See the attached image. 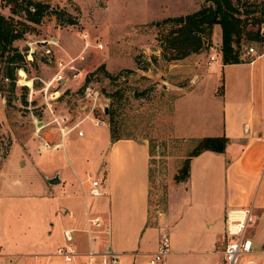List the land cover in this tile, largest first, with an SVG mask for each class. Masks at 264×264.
Here are the masks:
<instances>
[{
	"label": "rangeland",
	"instance_id": "1",
	"mask_svg": "<svg viewBox=\"0 0 264 264\" xmlns=\"http://www.w3.org/2000/svg\"><path fill=\"white\" fill-rule=\"evenodd\" d=\"M40 1L52 8H63L75 17L76 25L59 27L51 14L33 24L20 9L11 13L0 0V14L11 17L15 28L25 31L20 40L12 43L23 55L25 72L19 78L15 71L12 85L3 77L4 64H0V248L9 254L54 252L58 243L56 228L50 238L43 233L49 224L55 225L57 201L45 190L42 171L49 167L61 170L62 179L66 176L68 180V190L64 188L61 193L78 195L64 156L79 177L84 178L88 171L95 174L97 166L85 167L83 159L90 155L99 158L105 153L94 139L109 124L116 137L142 139L148 145L152 222L168 184L196 141L217 135L222 125L219 27L213 26L209 39L205 32L200 33L201 47L196 53L182 55L165 42L169 25L156 24L164 18L183 15L175 12L191 11L203 4L200 0H189L177 11L170 9L169 3L176 4L178 0ZM233 3L245 30L258 31L264 38V20L258 21L264 15V0ZM83 38L89 43L84 50ZM98 44L100 49L96 48ZM239 46L242 60L250 57L248 48L254 54L264 52V43L248 41L244 36H240ZM66 56L77 59L66 67L65 82L52 83L45 89L41 81L48 82L57 63L65 62ZM99 66L111 75L125 73L117 81L108 80L97 71ZM92 106L90 118L104 121L107 126L95 128L88 119L83 120ZM79 121L84 122L61 140L60 127ZM78 130L81 137L76 135ZM61 143L62 147L53 151ZM44 144L49 148L45 149ZM263 172L264 169L257 187ZM229 179L232 183L230 176ZM93 200H86L88 207ZM252 215L253 223L247 226L245 237L257 251L264 248V217L254 211ZM3 243L6 248H2ZM261 257L244 255L237 264L259 261ZM32 260L23 258L17 262L33 264ZM53 260L47 264L58 262ZM34 264H42V259Z\"/></svg>",
	"mask_w": 264,
	"mask_h": 264
},
{
	"label": "crops",
	"instance_id": "2",
	"mask_svg": "<svg viewBox=\"0 0 264 264\" xmlns=\"http://www.w3.org/2000/svg\"><path fill=\"white\" fill-rule=\"evenodd\" d=\"M188 2L178 0L176 4L169 3V7L177 11ZM199 6L191 11L175 12V15L192 12ZM220 69L223 75L222 125L212 137H225V149L222 153L204 151L189 159L187 178L174 182L172 177L154 222L149 214V148L142 139L110 141L107 127L103 134L95 137L96 144L105 148V153L99 158L90 155L83 159V164L97 166L95 174L88 171V175L97 180V176L100 177L103 195L94 198L90 207L83 198L87 175L79 177L65 156L66 166L77 183L78 195L61 193L64 188L68 190V180L66 176L62 179L61 170L49 167L42 171L44 188L57 201L55 225L49 224L43 233L50 238L56 228L55 249L62 244L63 230L83 228L87 206L89 213L99 215L107 227L93 248L125 254L121 264H143L145 254L155 249L161 231L167 233L170 249L164 264H225L220 252L226 242L223 235L226 213L251 206L252 213L264 217V172L257 187L264 169V52L253 54L240 64L221 65ZM55 172H58L59 183L52 186L47 179ZM73 243L78 253L85 251V240L80 232L73 234ZM2 245L6 248L4 243ZM0 252H3L1 248ZM3 253L13 261L11 264H18L23 258H32L33 264L37 259H42V264L57 259L45 258L51 252ZM57 260L55 264H84L82 256L70 263Z\"/></svg>",
	"mask_w": 264,
	"mask_h": 264
},
{
	"label": "trees",
	"instance_id": "3",
	"mask_svg": "<svg viewBox=\"0 0 264 264\" xmlns=\"http://www.w3.org/2000/svg\"><path fill=\"white\" fill-rule=\"evenodd\" d=\"M8 6L11 13L17 9L24 12L25 18L33 24H39L43 16L51 14L54 17L55 24L59 27L74 26L76 19L73 15L63 8H52L47 2L40 0H2ZM238 9L233 0H203V4L198 9L175 17H167L160 23L170 27L165 35V42L172 51H178L180 54L194 52L196 53L201 47L200 33H206L209 39L213 26L220 29V61L221 65L240 64L242 60L239 54L240 36L246 40L264 43L258 31L251 32L245 30V24L242 26L241 18L236 14ZM264 20V15L261 20ZM16 24V23H15ZM11 17H4L0 14V64H4L3 77L12 85L15 81V71L19 78L25 72L23 67V55L12 46L16 40H20L25 33L23 29L15 28ZM103 77L108 80L117 81L125 72L115 75L107 73L103 66L98 70ZM25 90V88H22ZM222 90V88H221ZM25 103V102H23ZM109 113L107 112V115ZM108 134L110 141H116L113 127L109 124ZM227 144V139L220 137H204L196 141V145L189 152L187 158L182 162L178 172L173 176L174 182L185 180L188 175L189 159L199 155L204 151L222 153Z\"/></svg>",
	"mask_w": 264,
	"mask_h": 264
},
{
	"label": "built area",
	"instance_id": "4",
	"mask_svg": "<svg viewBox=\"0 0 264 264\" xmlns=\"http://www.w3.org/2000/svg\"><path fill=\"white\" fill-rule=\"evenodd\" d=\"M83 39L84 50L89 47V43L87 40H85V38ZM52 41L54 40L52 39ZM50 43L52 44V42ZM52 45L56 46V43L54 42ZM96 48L100 49L101 46L98 44ZM247 54L251 56L254 54V52L251 48H248ZM66 57L67 60L65 62L59 61L57 63V70L48 82H43L40 80L41 83L46 87L45 89L51 86L52 83L59 85L65 82L64 71L66 67L77 59L70 58L68 56ZM213 59L214 57L210 56V60L213 61ZM86 86L87 85L83 86V88L85 89ZM92 109L93 106L88 110L83 120L88 119L90 122H92V125L94 127L107 126V123H105L104 121H97L90 118ZM53 121L55 122L56 119L54 118ZM82 122L84 121L76 122L70 127H60L61 140L65 139V137L70 132L76 130V128H78ZM76 135L77 137L82 136L80 130L76 132ZM44 146L45 149L49 148L48 144H44ZM61 147L62 143L60 145L54 146L53 151H57ZM85 183L87 184V187L83 189L84 200H87L88 198H98L103 195L102 184L99 180L94 179L91 175H87ZM252 223L253 215L251 206L243 209L231 210L226 213L225 228L223 233L226 242L220 252L225 264H237L241 256L251 254H259L261 256L263 255V257H261L259 261L247 260L244 262V264H264V248L254 251L252 249L251 240L245 237V230L247 226ZM106 231L107 227L104 225L102 218L99 215L89 213L86 206L83 228L78 231L63 230L61 233L62 244L58 246L52 254L46 255L45 258L48 259L54 257L64 263H70L74 260V258L82 256L84 259V264H121V258H124L126 256L125 254L118 255L106 250L105 248H102L101 250H96L93 248V245L98 241L99 235L105 234ZM76 232H80L81 234H83L85 240L86 249L82 254L78 253L73 243V234ZM169 253L170 249L168 235L165 231H161L158 234L155 249L152 252L145 254L143 264H164L165 259L169 255ZM130 256H133V254H130ZM33 258H36V256H33ZM9 261L10 258H8V256L0 253V264H7V262Z\"/></svg>",
	"mask_w": 264,
	"mask_h": 264
},
{
	"label": "water",
	"instance_id": "5",
	"mask_svg": "<svg viewBox=\"0 0 264 264\" xmlns=\"http://www.w3.org/2000/svg\"><path fill=\"white\" fill-rule=\"evenodd\" d=\"M103 112L104 114L107 113L106 108H104ZM37 125L39 126L40 123H38ZM47 183L52 186L58 184L59 183L58 172H55L52 177L48 178Z\"/></svg>",
	"mask_w": 264,
	"mask_h": 264
}]
</instances>
